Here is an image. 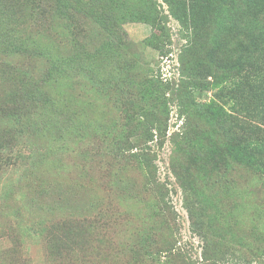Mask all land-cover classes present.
Segmentation results:
<instances>
[{
    "label": "trees",
    "instance_id": "16d2710c",
    "mask_svg": "<svg viewBox=\"0 0 264 264\" xmlns=\"http://www.w3.org/2000/svg\"><path fill=\"white\" fill-rule=\"evenodd\" d=\"M141 1L143 9H137L133 0H0V168L34 157L53 164L61 158L58 155L65 144V175L75 169L67 176L71 181L67 191L82 199L78 210L86 204L88 208L85 215L78 211L55 224L58 231L50 247L65 256V262L77 259L89 264L118 247L111 232L114 214H110V206H100L104 199L99 188L95 189L96 167H89L80 145L71 146L91 130H98L105 112H113L108 131L119 115H126L132 123L125 133L111 134L108 148L110 156H127L137 165L125 163L107 172L112 188L118 183L122 193L145 207L143 227L135 230V238L127 236L128 241H135L128 244V253L146 256L144 262L138 261L141 264H149V255L159 249L156 230L160 224L170 226L163 214L171 211V205L165 185L145 178L146 193L142 195L131 181L136 178L125 175L153 168L155 172L153 156L145 145L155 130L164 138L171 101L178 100L185 117L174 138L173 170L185 193L192 228L207 243L228 206L225 194L236 191L237 179L241 185L256 179L264 185V0H164L171 15L191 30V38L200 40L195 47L192 40L183 48L182 78L173 86L148 77L142 80L139 62L127 51L126 21L138 15L147 22L162 19L156 8ZM40 21L49 27L50 36L33 31ZM82 23L98 33L99 42L87 39L90 34ZM64 31L72 50L65 56L56 55L51 36ZM155 36L154 41L160 38ZM21 56L47 59L46 73L31 78L28 66L12 62ZM80 78L89 80L93 92L106 88L108 94L110 89L118 92L114 102L107 99L108 110H102L98 99L83 100ZM63 79L65 98L59 91ZM169 91L172 96H167ZM203 91L211 96L199 99ZM46 130L60 133L61 139L52 135L59 149L51 148L50 153L37 149L28 156L22 148L33 149L36 142L32 137ZM137 146L141 151L133 152ZM71 151L84 159L69 164ZM31 183L29 188H35ZM208 206L217 210L208 212ZM215 245L219 247L221 242Z\"/></svg>",
    "mask_w": 264,
    "mask_h": 264
},
{
    "label": "rangeland",
    "instance_id": "374dc122",
    "mask_svg": "<svg viewBox=\"0 0 264 264\" xmlns=\"http://www.w3.org/2000/svg\"><path fill=\"white\" fill-rule=\"evenodd\" d=\"M144 1L145 5L156 8L162 19L153 23L141 20V15H138V18L126 21L123 27L128 33L127 51L139 62L138 73L142 80L148 77L161 80L163 83H171L172 86L179 84L183 72L182 50L192 40L193 47L200 40L191 38V30L171 15L164 0ZM140 2L142 3L141 0H133V5L137 9H143ZM82 26L90 34L87 39L91 38L92 43L100 41L98 33L90 32L92 29L90 27L89 30L86 29V23H82ZM49 30L44 21L33 26V31H41L45 38L50 36ZM156 34L160 35V38L154 41L151 38ZM56 35L51 36L55 42V54L65 56V52L72 50L70 40L65 39V31L62 35ZM94 36L96 37L92 40ZM151 41L155 44H150ZM12 62L28 66L31 78L39 76V73L45 74L47 70L45 66L48 64L47 59L33 56H21ZM79 80L82 83L78 84L77 80L76 87L78 84L83 100L98 99L102 103L103 111L110 107L107 106L108 98L111 102L117 98L118 92L114 91L115 89H110L109 94L106 93V90H109L107 88L101 89L99 93L93 92L89 80L85 78ZM59 91L65 98V79L62 80ZM170 95L171 92L167 93V96ZM210 96L211 92L203 91L199 99L204 100ZM169 106L164 138L155 130L153 138L145 145L146 150L153 156L155 172L153 168L145 169V174L142 170H137L125 175L136 178L131 181L134 183V189L139 190V194L145 195V178L149 177L155 179L156 183L165 185L168 190L167 200L171 205V211H168L169 214L164 213L163 216L168 218L171 224L170 226L166 223L160 224L156 230L159 234V249L155 255H149L148 263L264 264V185L258 179L248 186L241 185V180L237 179L236 191L225 194L228 206L220 213V221L216 223L218 228L213 231L212 238L216 241L210 237L208 244L201 233L193 230L190 215L184 204L185 193L172 166L176 148L175 134L181 132L185 117L180 114L177 99L171 101ZM112 117L113 112L112 114L110 111L105 112L98 130L97 128L91 130L82 140H75L76 142L71 144L80 145L86 152V159L71 151L72 156L67 161L70 164L76 158H82L91 163L89 167H96L94 177H97L98 183L95 189L99 188L98 194L104 199L101 200L100 206L102 208L110 206V214H114L111 232L113 242L118 247L111 249L110 254L100 260L90 257L94 259H91L89 264H141L146 260V256L142 252L128 253V244H135V241H128L127 236L135 238V230L143 227L141 224L146 215L145 207L137 198L122 193L118 183L112 188L110 186L112 182L108 181L110 174L107 172L109 168H121L125 163H128L129 167L137 165L127 156H110L108 148L111 134L125 133L132 123L126 120V115H119L116 125L108 131ZM52 135L56 136V139L60 138V133L52 134L46 130L32 137L33 143L36 142L33 149L23 147L22 150L28 156L37 149L41 153L48 152L51 148L53 151L58 150L59 142L52 138ZM132 140L135 141L134 138ZM63 148L62 154L58 155L61 158L53 164L45 162L46 159L32 157L34 160L26 158L16 164L0 168V264H83L77 259L71 263L68 260L65 262V256H59L54 248L50 247V244L53 245L52 236L58 231L55 224L65 221V217L71 216L72 213L78 211L85 212L84 215L88 213L87 204L84 209L78 210V204L82 199L79 196H72L67 191V184L71 182L67 176L75 169L74 167L69 169L65 175V144ZM138 151H141L140 146L133 150ZM31 181L35 188H29ZM133 190L131 192H134ZM208 210L213 212L217 208L212 206ZM122 211L124 213L127 211L128 215L125 217ZM236 218L239 221H236ZM159 238L163 241H159ZM217 242H221V246L216 247ZM163 246L167 248L162 249Z\"/></svg>",
    "mask_w": 264,
    "mask_h": 264
}]
</instances>
